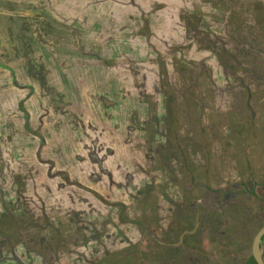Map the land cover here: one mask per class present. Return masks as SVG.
<instances>
[{
    "label": "rangeland",
    "instance_id": "1",
    "mask_svg": "<svg viewBox=\"0 0 264 264\" xmlns=\"http://www.w3.org/2000/svg\"><path fill=\"white\" fill-rule=\"evenodd\" d=\"M0 154L10 169L3 176L0 155V232L48 250L34 264L68 263L58 251L72 235L82 259L70 254L69 264H89L92 249L130 244L134 232L120 240L121 224L143 215L155 222L162 211L180 220L173 232L196 213L201 226L221 216L246 224L250 242L264 163V0H0ZM66 171L86 179L82 199L72 193L84 206L70 208L63 225L62 194L44 189L66 184ZM238 192L250 209L245 222ZM27 195L36 219L13 209ZM44 205L52 221L40 220ZM74 210L84 217L78 225ZM230 243L229 257L213 254V264H240L236 234ZM186 244L165 255L189 264ZM110 254L122 264L121 253ZM7 257L2 250L0 264H11Z\"/></svg>",
    "mask_w": 264,
    "mask_h": 264
},
{
    "label": "flooded vegetation",
    "instance_id": "2",
    "mask_svg": "<svg viewBox=\"0 0 264 264\" xmlns=\"http://www.w3.org/2000/svg\"><path fill=\"white\" fill-rule=\"evenodd\" d=\"M1 155V164L5 167L3 169V176H7L6 174L9 173L10 169L7 166H5V160H4V154H0ZM264 166V163L260 164V169L257 175L254 176V182L255 184L253 185V211H252V215H253V228H254V236L256 235L257 232H259L261 230L262 227H264V173L262 171V167ZM20 171L17 172V174H19ZM72 173V172H71ZM70 172L66 171L65 176L70 177L69 179H67L65 177V182L66 184L60 186V187H55L53 189H51L50 187H46V189H44V193H56V194H62L59 197V200L62 199L60 202L62 204V208H61V213H59L61 219V222L63 225L67 224L69 220L68 215L70 208L73 209H78L80 210L84 205L82 204V201L80 202L79 200L74 199L73 194L72 193H76L77 194V198L82 199V197L80 196L81 192H83L82 186L84 185V179H86V176H79L78 174H71ZM45 178L47 177V173L45 174ZM13 180L12 182H14L13 186H12V192H17L20 194L19 190V183L18 180H20L21 176H15V174L13 175ZM89 176H93L96 178V175L93 173L92 175ZM16 177V180H15ZM61 178H64V176H61ZM96 180V179H95ZM68 181V182H67ZM92 182V181H91ZM96 184L93 185V193H96V188H95ZM69 189V192H66V190ZM4 190V189H3ZM5 191V190H4ZM71 191V192H70ZM68 193L72 196V201L69 202L67 200V198H69L67 195ZM238 199H239V207H238V211H237V215H238V219H242L245 222V217L250 214V209L248 207H246V202L244 201V192L237 194ZM49 196H46V199L48 200ZM226 197V195H224L222 193V197H221V201L219 202H224V198ZM19 200H15L14 201V206L13 209L15 208L16 210L18 209H23L25 215H32L34 217V219H36L37 213L33 207L34 201H33V197L31 195H27L25 196V200L24 202L20 199V197H16ZM58 199V196L56 197ZM6 199V197H3V195L0 197L1 202H3V200ZM9 199H12V197H9ZM55 198H52L51 203L55 204L56 206H58L60 204V202H55L53 201ZM92 199L94 201H96V198L94 195H92ZM228 199V198H227ZM223 200V201H222ZM50 202V200H49ZM48 202V203H49ZM21 203V206H20ZM59 203V204H57ZM44 216L41 215L39 213V215H41L40 220H42L43 222H49L52 221L50 220L51 215L53 214V212L51 211V209H47V205H44ZM33 207V208H32ZM81 207V208H80ZM57 210V207H55ZM54 208V209H55ZM63 209V210H62ZM67 210V211H64ZM78 210H74L76 215H74L73 217L75 219H72L73 223H75L76 225H78L79 223H81L84 219V217L81 218H77L80 217V214L78 212ZM73 211V210H72ZM58 213L56 214L58 216ZM46 215V216H45ZM50 215V217H49ZM72 215V214H71ZM2 217L4 218V214H3V209H2ZM49 217V218H48ZM211 218L208 219V223L207 225H200L199 220L201 218L198 217V215H194L192 218V222L190 223L191 226L189 227H184L181 229H176V232L178 233V236L176 238V242H177V246L180 250L183 248H185V244L184 241L186 242H190V245L188 247L187 250L190 251V256H192L191 258L193 259V261H191V264H213L216 260H214V255L217 254H221V253H226L229 250V248H231V246H234V243H230V233L231 234H236V244L237 245V249L239 250V254L238 257H241L240 260V264H244L245 261L249 262L251 264H256L255 261L252 258L251 255V244H252V240L254 238H252V240L250 242L246 241V239H243V235L245 233V228L244 226L246 224H230V222H228V219L225 217H221L219 216L217 219H214V217L210 216ZM59 218V217H58ZM159 219V218H158ZM174 218H169V217H165V216H161L160 219L158 220V232L162 233V235L164 237H166L167 234L169 233H173L172 231V225L174 223ZM210 220V221H209ZM214 220V221H213ZM64 221V222H63ZM213 222H215V224H217V227L213 229ZM239 222V220H238ZM0 223H3V221H1ZM16 224V223H15ZM61 224V225H62ZM5 230H7V226L8 224H4ZM17 225V224H16ZM19 225V224H18ZM34 224L30 223V219L28 222L25 223V228L31 230ZM189 225V224H188ZM237 225H238V229H237ZM241 225V227H240ZM21 227L19 225V228H14L15 232L20 230ZM231 230V231H230ZM69 231V230H68ZM179 231V232H178ZM14 232V233H15ZM165 232V233H164ZM76 234L79 233V231L75 232ZM101 233H106V230H102ZM10 235V236H8ZM73 238L72 241H68L67 238L65 237L64 239V248H63V242L61 241L59 247L61 249L60 252V256H64V262H68L66 264H69V255L70 254H75L76 253V257H81L82 253H79V249L78 248V244L81 243L78 238L79 237H74L73 235L71 236ZM123 237H127L126 235H124ZM121 235H120V240L124 241L126 239H124ZM242 237V238H241ZM21 236L18 234L17 236L15 234L12 233H6V231L0 232V252L3 250V252L5 251L7 257V261L11 264H21L20 259L18 258V255L16 254L17 251L19 252L20 249L23 251L24 254H26V264H34V259L33 257H43L44 255V251L48 252V250L46 249H42V250H38L36 249V247L32 244H34V238H29L26 239V242H28V248L27 245H23L22 244V248H21ZM63 240V239H62ZM50 241H52V237L49 239L48 241V246L49 244L52 245L50 243ZM33 242V243H32ZM179 242V243H178ZM77 245V246H76ZM161 246H164V251L163 254L165 256V254L167 252H169V250L171 249V247L174 245H169V242L166 241H162ZM53 246V245H52ZM72 246H76V248L72 247ZM56 247V245H55ZM19 248V249H16ZM245 248H248V259H245V255L242 254L240 255V252L245 253ZM53 251V248H50ZM63 249V250H62ZM76 250V252H74ZM37 251H41L39 252L40 255L36 252ZM55 251V250H54ZM53 251V252H54ZM52 252V254H53ZM112 252H119V250H114L111 248H104L100 251V249H92V251H89V254L93 257V260H87V262L89 264H112L113 262H110L111 257H114V255H111L110 253ZM149 252V251H147ZM55 254L56 251L54 252ZM122 254V253H121ZM259 254L260 257L262 259V262L264 264V236L261 238L260 243H259ZM87 255V254H86ZM28 256L30 257V260H28ZM85 256V255H84ZM96 256V260L95 257ZM119 256V260L122 262V264H131L130 261H125L123 255H118ZM4 257V256H3ZM1 257V259L3 258ZM5 259V258H4ZM33 259V260H32ZM43 261V260H42ZM41 261V264H46V261ZM90 261V262H89ZM113 261V260H112ZM77 262V261H76ZM82 262V261H81ZM84 262V261H83ZM51 264V263H49ZM72 264V263H70ZM80 264V263H77ZM83 264V263H82ZM247 264V263H246Z\"/></svg>",
    "mask_w": 264,
    "mask_h": 264
},
{
    "label": "crops",
    "instance_id": "3",
    "mask_svg": "<svg viewBox=\"0 0 264 264\" xmlns=\"http://www.w3.org/2000/svg\"><path fill=\"white\" fill-rule=\"evenodd\" d=\"M143 205L150 204L148 201H144ZM147 206L146 208H148ZM157 207H165L164 205H161L160 203H157ZM164 209V208H163ZM165 213L162 211V214L156 216L155 222L154 220H150L146 217V215H143V218L136 219L135 222H129L126 224H121V226L117 227V230L120 232L119 234L123 237L124 235L127 236V233L129 232L132 234L134 232L133 238H131L130 244L128 243H123V244H118L117 241L114 242V245L112 248L114 250H119L123 254V257L125 261H130L131 264H134L135 259L139 262L138 264H144V261H149L151 264H177V259H171L170 256H167L163 253L164 251V246H161L162 241L169 242V245H173L169 252H176L179 248L177 246L176 238L178 236V233L175 231L173 233H169L164 237L162 233L158 232V220L160 219L161 216H164ZM197 215V213H196ZM159 218V219H158ZM180 220H174V223L172 225V229H174L175 225L178 224ZM187 221V220H186ZM188 225V224H186ZM128 231V232H127ZM165 233V232H164ZM126 238V237H125ZM128 240V236H127ZM111 242V241H110ZM125 242V240H124ZM179 243V242H178ZM184 244H186V241H184ZM111 248V243L110 246ZM156 248V258H151V253H148L147 251L151 250L152 248ZM158 249V250H157ZM180 250V249H179ZM168 254V252H167ZM121 255V254H119ZM228 256V254H227ZM229 257V256H228ZM118 259V258H116ZM192 259V258H190ZM115 260V259H114ZM113 260V261H114ZM193 260V259H192ZM216 260V258H214ZM111 261V262H113ZM228 261V260H227ZM221 262V261H220ZM191 261H189V264ZM226 264V261L224 262ZM112 264H116L114 261ZM136 264V263H135Z\"/></svg>",
    "mask_w": 264,
    "mask_h": 264
},
{
    "label": "water",
    "instance_id": "4",
    "mask_svg": "<svg viewBox=\"0 0 264 264\" xmlns=\"http://www.w3.org/2000/svg\"><path fill=\"white\" fill-rule=\"evenodd\" d=\"M264 236V227L261 228L259 232L256 233L251 244V255L256 264H263L262 259L259 254V243L261 238Z\"/></svg>",
    "mask_w": 264,
    "mask_h": 264
}]
</instances>
